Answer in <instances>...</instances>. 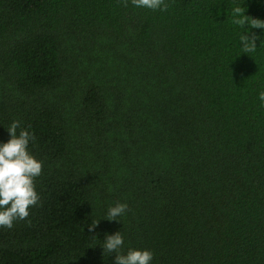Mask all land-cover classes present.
<instances>
[{
  "label": "trees",
  "instance_id": "16d2710c",
  "mask_svg": "<svg viewBox=\"0 0 264 264\" xmlns=\"http://www.w3.org/2000/svg\"><path fill=\"white\" fill-rule=\"evenodd\" d=\"M164 3L0 0V143L19 121L42 163L0 264H114L118 231L150 264H264V0Z\"/></svg>",
  "mask_w": 264,
  "mask_h": 264
},
{
  "label": "clouds",
  "instance_id": "9594fccd",
  "mask_svg": "<svg viewBox=\"0 0 264 264\" xmlns=\"http://www.w3.org/2000/svg\"><path fill=\"white\" fill-rule=\"evenodd\" d=\"M136 7L151 10H167L168 5L164 0H131ZM127 6V0H124ZM234 14L240 18L234 23L240 26L248 25V18L241 14V8L234 9ZM252 28L264 29V21L251 19L249 25ZM248 29L244 33H246ZM257 37L242 34L240 41L242 52L252 53L256 50ZM259 100L264 104V91L259 92ZM19 129V132L17 131ZM10 139L6 143H0V227L11 229L15 220H25L29 216V208L37 205L39 196L35 191L34 179L42 172V163L36 160L28 151V144L34 136L26 129L21 128L19 121H13L7 127ZM127 204L116 202L115 206H109L107 220L119 221L117 218L125 214ZM98 220L89 225V231H93ZM124 240L120 231L105 236L103 241V253H115L114 264H150L153 253L149 250H137L129 248L124 254L120 250Z\"/></svg>",
  "mask_w": 264,
  "mask_h": 264
}]
</instances>
